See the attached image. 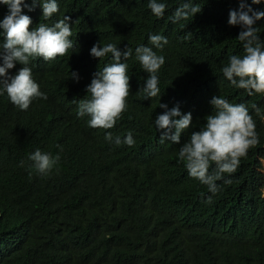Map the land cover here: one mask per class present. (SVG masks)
Instances as JSON below:
<instances>
[{
	"label": "trees",
	"instance_id": "obj_1",
	"mask_svg": "<svg viewBox=\"0 0 264 264\" xmlns=\"http://www.w3.org/2000/svg\"><path fill=\"white\" fill-rule=\"evenodd\" d=\"M159 2L167 5L162 18L152 14L149 0H57L59 11L47 20L41 6L24 9L32 28L71 16L74 48L55 60H31L46 100L34 99L23 111L0 95V264H264V198L252 196H264V120L252 108L264 113V95L249 96L220 71L230 55L244 54L240 26L228 24L239 0H191L202 11L177 22L171 18L185 0ZM252 6L264 11V0ZM7 13L0 3V20ZM257 27L264 41V19ZM151 34L168 43L155 48ZM99 41L133 51L126 61L127 109L111 129L89 127V117L77 115L86 86L111 62V54L90 55ZM140 45L165 57L157 73L160 95L147 100L139 92L148 76L135 57ZM21 67L17 62L9 73ZM214 95L248 107L260 142L225 174L232 183L217 181L220 190L212 195L188 175L178 153L213 111ZM160 103H179L192 114L180 144L160 142L154 122L165 111ZM129 131L134 145H116ZM37 148L60 159L49 174L29 176L28 156Z\"/></svg>",
	"mask_w": 264,
	"mask_h": 264
},
{
	"label": "clouds",
	"instance_id": "obj_2",
	"mask_svg": "<svg viewBox=\"0 0 264 264\" xmlns=\"http://www.w3.org/2000/svg\"><path fill=\"white\" fill-rule=\"evenodd\" d=\"M8 6V13L0 20V95L7 98L20 110L26 111L34 99H47V95L40 90V85L33 79L29 64L32 59L43 58L44 61L55 60L58 56H65L69 49L74 48L71 16L65 15L52 26L39 23L32 28V18L24 13L34 11L37 6L42 7V17L47 20L59 11L57 0H0ZM262 0H239L238 9H230L228 24L240 26L237 36L241 42L244 54L230 55L228 63L221 69L223 76L231 85L247 91L248 95L264 94V41L261 40L257 22L264 19V11L253 8ZM148 8L158 18L164 16L166 3L159 0H149ZM199 6L191 0H185L176 8L173 22L187 20L189 16L201 12ZM149 43L157 49H162L168 43L166 37L157 34L149 36ZM111 54V62L94 74L90 84L86 86L85 98L78 102L77 115L88 116V125L92 128L111 129L127 109L130 92V77L126 61L133 55L131 48L125 46L123 50L113 43L94 44L90 55L94 58H104ZM135 57L140 62L144 72L148 73L139 92L144 100L160 95L157 73L165 63L163 55H157L153 47L140 45L135 49ZM17 62L22 65L15 73L9 70L15 68ZM70 78L77 82L80 77L71 71ZM213 111L206 115L203 127L192 131L189 139L181 144L178 158L184 162L188 175L205 185L212 195L220 187L217 181L231 184V179H225V174L234 173L242 157H246L249 149L254 148L260 141L256 132V124L249 109L244 103L233 104L220 95H214L209 101ZM164 109L155 117V125L160 130V142L171 141L181 143L182 133L192 125V114L182 113L179 103L169 108L168 104L160 103ZM256 115L264 120V113L260 107L252 104ZM109 142L113 136L109 132L105 137ZM121 143L133 146L135 140L131 131L125 139L115 138V144ZM57 147H60L57 145ZM60 157L37 148L30 153L28 160L29 176L33 171L40 175L49 174L57 165ZM215 168L210 172V166ZM24 162H21V166ZM208 203L212 196H208Z\"/></svg>",
	"mask_w": 264,
	"mask_h": 264
},
{
	"label": "rangeland",
	"instance_id": "obj_3",
	"mask_svg": "<svg viewBox=\"0 0 264 264\" xmlns=\"http://www.w3.org/2000/svg\"><path fill=\"white\" fill-rule=\"evenodd\" d=\"M263 95H264V94H263ZM260 118H261V117H260ZM260 118H259V122H260ZM259 127H260V126H259ZM260 130H261V129H260ZM261 132H262V131H261ZM263 157H264V146H263V154H262V156H261L262 164L264 165V158H263ZM262 182H263V178L261 179L260 186H261V183H262ZM260 186H259V187H260ZM258 189H259V188H258ZM258 189H257V190H258ZM254 194H255V193H254ZM254 194H253L252 196H254L253 198H255V199H256V198H257V199H262V198H264V196H263V197H262V196H261V197H255Z\"/></svg>",
	"mask_w": 264,
	"mask_h": 264
}]
</instances>
